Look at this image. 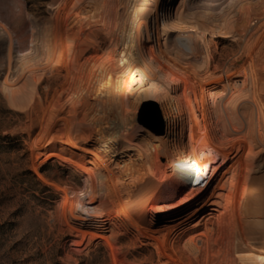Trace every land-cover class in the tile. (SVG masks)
Listing matches in <instances>:
<instances>
[{
	"label": "bare ground",
	"instance_id": "6f19581e",
	"mask_svg": "<svg viewBox=\"0 0 264 264\" xmlns=\"http://www.w3.org/2000/svg\"><path fill=\"white\" fill-rule=\"evenodd\" d=\"M0 40L35 150L91 174L120 233L163 264H264V0H0ZM155 103L161 132L141 122ZM215 195L222 229L192 227Z\"/></svg>",
	"mask_w": 264,
	"mask_h": 264
},
{
	"label": "rangeland",
	"instance_id": "374dc122",
	"mask_svg": "<svg viewBox=\"0 0 264 264\" xmlns=\"http://www.w3.org/2000/svg\"><path fill=\"white\" fill-rule=\"evenodd\" d=\"M23 1L35 16L57 0ZM6 42H0L1 59L19 52ZM225 51L229 56H221L220 63L227 67L237 49L228 42ZM142 117V125L152 131L168 129V114L158 103ZM28 124L0 89V264H163L154 247L116 229L114 218L99 205L91 174L56 159L51 148L47 154L35 150ZM181 189L185 204L200 197V187ZM216 196L205 199L192 227L202 228L211 218L222 229L221 208L212 206Z\"/></svg>",
	"mask_w": 264,
	"mask_h": 264
}]
</instances>
